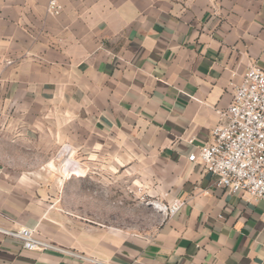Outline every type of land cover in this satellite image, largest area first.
I'll return each instance as SVG.
<instances>
[{
    "label": "crops",
    "instance_id": "0c3cea01",
    "mask_svg": "<svg viewBox=\"0 0 264 264\" xmlns=\"http://www.w3.org/2000/svg\"><path fill=\"white\" fill-rule=\"evenodd\" d=\"M251 64L264 0H0V228L58 248L0 233V264H264V202L190 160ZM53 144L185 204L151 234L117 228L68 200Z\"/></svg>",
    "mask_w": 264,
    "mask_h": 264
},
{
    "label": "built area",
    "instance_id": "2783aa9c",
    "mask_svg": "<svg viewBox=\"0 0 264 264\" xmlns=\"http://www.w3.org/2000/svg\"><path fill=\"white\" fill-rule=\"evenodd\" d=\"M51 10L59 13L54 1ZM218 114L220 122L212 131L213 142L202 147L200 155L191 156L190 160H199L215 176L217 188L264 202V70L251 64L242 83L235 88L231 104ZM184 204L176 200L171 205H163L167 219L173 218ZM0 233L21 241L28 251L58 250L28 228L18 231L0 228Z\"/></svg>",
    "mask_w": 264,
    "mask_h": 264
},
{
    "label": "rangeland",
    "instance_id": "374dc122",
    "mask_svg": "<svg viewBox=\"0 0 264 264\" xmlns=\"http://www.w3.org/2000/svg\"><path fill=\"white\" fill-rule=\"evenodd\" d=\"M58 149L59 145L53 144L51 152L54 158L51 162H45L43 167L56 171L79 168L82 162L80 156L71 157L69 151L57 155ZM40 163L31 162L30 167L40 168ZM82 168V177H68L67 197L72 203L82 197L85 210L90 215L94 208V211H99L101 220L109 221L117 228L147 234L153 233L167 220L163 210L165 204L144 192L132 174L122 172L109 175L107 171L91 166Z\"/></svg>",
    "mask_w": 264,
    "mask_h": 264
},
{
    "label": "bare ground",
    "instance_id": "6f19581e",
    "mask_svg": "<svg viewBox=\"0 0 264 264\" xmlns=\"http://www.w3.org/2000/svg\"><path fill=\"white\" fill-rule=\"evenodd\" d=\"M67 171V177H70L71 175L82 177V170L79 168H72Z\"/></svg>",
    "mask_w": 264,
    "mask_h": 264
}]
</instances>
